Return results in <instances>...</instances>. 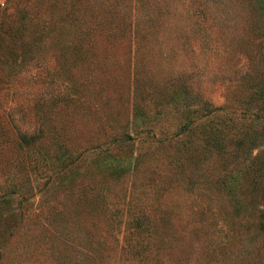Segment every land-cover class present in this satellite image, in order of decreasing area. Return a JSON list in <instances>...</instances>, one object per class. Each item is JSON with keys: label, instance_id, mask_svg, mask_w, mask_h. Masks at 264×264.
I'll list each match as a JSON object with an SVG mask.
<instances>
[{"label": "rangeland", "instance_id": "rangeland-1", "mask_svg": "<svg viewBox=\"0 0 264 264\" xmlns=\"http://www.w3.org/2000/svg\"><path fill=\"white\" fill-rule=\"evenodd\" d=\"M61 1L39 0L32 8L45 15L52 14ZM131 1L139 0H124L122 4L128 6ZM178 1H166L168 10L173 9V13L163 16L164 20L160 21L154 34L139 37L136 46L134 42L129 44L126 38L109 35L106 39L99 35L97 50L108 48L106 55H102L103 52L86 53L95 82L82 89V101L75 103L83 114L67 123L68 148L74 150L93 142L104 146L111 134L127 130L135 136V149L142 151V162L132 181L129 175L115 179L110 171H105L112 169L114 172L113 157L96 150L93 158L97 167L92 163L93 158L86 155L73 171L77 173L74 179L70 177L71 169H66L56 179L59 184L55 181L46 186L43 197L35 185V202L41 204L42 197L46 199L43 203L54 204L61 210L63 217L58 226L67 238L65 243L61 240L63 237H58L51 246H45L48 264H120L137 241L128 232L129 224L120 218L142 212L149 216L150 229L159 241L156 245L161 252L167 253L169 264H239L241 260L246 264H264V228L258 229L254 224L249 226L248 236L255 241L239 254V228L243 218L225 204L228 194L223 184L217 181L208 184V180H214L209 176L203 185L195 181L190 186L180 178L181 184L173 164L175 143L164 139L188 116L176 98V91L184 82L212 105H234L239 96V73L250 71L254 74L257 67L264 66V44L256 32L264 24V17L256 13L253 3L244 5L239 0H183L182 7ZM5 5L2 11L6 13L18 6L16 0H0V9ZM190 5L203 10L201 25L185 21L180 12L189 9ZM193 17L199 19L197 15ZM27 67L23 79L14 83H19V93L11 95L12 90L6 88L11 85L0 82V130L7 127L9 138H12L10 124L6 123L4 111L12 117L14 126L30 129L33 122L30 111L24 109L22 112L16 105L23 100V95L26 99V91L32 89L24 77L32 75L36 67L30 64ZM85 68L83 66L79 71L82 73ZM178 73L181 75L176 79ZM167 78L173 80L169 82ZM135 84L138 87L134 93L142 99L140 110L133 109L130 101L125 99V93ZM63 118L66 116L62 115ZM145 119L155 123V137L161 141L147 143L145 137L148 135L143 130L137 132ZM66 121L70 120L67 118ZM194 171L189 173L194 175L197 170ZM203 175V172L197 174V180ZM4 176L0 174L1 186L7 183ZM18 180L20 192L26 195L27 182L19 177ZM262 192L261 188L255 191V206L264 204ZM220 207L222 210L224 207L231 226L221 223ZM258 209L253 210L255 214ZM9 223L0 218V239ZM225 231H228L227 236H223ZM21 233L20 239L25 235ZM104 253L110 255L106 257ZM34 256L32 253L29 257L34 259ZM7 257L12 259L11 254ZM2 262L0 256V264ZM127 263L130 261L123 264Z\"/></svg>", "mask_w": 264, "mask_h": 264}, {"label": "trees", "instance_id": "trees-1", "mask_svg": "<svg viewBox=\"0 0 264 264\" xmlns=\"http://www.w3.org/2000/svg\"><path fill=\"white\" fill-rule=\"evenodd\" d=\"M20 1L21 4L16 0L19 5L10 13L2 11L6 5L0 9V82L11 85L6 86L12 90L11 95L19 93L20 85L14 83L23 79L28 64L36 67L32 75L24 77L32 89L26 91V99L23 95V100L16 103L22 112L24 109L30 111L29 117L34 123L30 129L14 126L7 110L3 112L6 123L10 124L12 138H9L7 127L0 130V174H4V180H7L5 185L0 184V218L4 223L10 221L0 239V256L2 264H48L45 246H51L58 237H63L64 243L67 238L62 227L58 226L63 217L61 210L54 204L43 203L46 201L42 199L46 186L55 181L59 184L56 179L66 169H71L70 177L74 179L77 173L73 171L86 155L93 158L96 150L113 157L111 165L114 172L112 169L105 171H110L115 179L129 175L132 181L142 162V151L135 149V136L127 130L111 134L104 146L93 142L74 150L68 148L67 123L83 114L75 103L82 101V89L95 82L86 53L103 52L102 55H106L108 48L97 50L99 35L106 39L109 35L126 38L129 44L134 42L136 46L137 39L154 34L160 21L164 20L163 16L173 13V9L168 10L167 0L131 1L128 6L122 4L124 0H62L55 12L45 15L32 8L38 5L39 0ZM239 1L244 5L253 3L256 13L264 17V0ZM178 3L179 7L183 6V0ZM195 8L190 5L189 9L180 12L185 21L201 25L203 10ZM256 30L257 37L264 44V24ZM82 64L86 68L81 76L79 69ZM178 75L181 74L178 73L176 79ZM184 84L176 91V98L188 116L175 131L164 136L167 141L175 143L174 168L181 184L180 178L190 186L195 181L203 185L202 182L207 181L206 176L214 177V180L207 181L208 184L211 181L223 184L228 194L225 204L235 215L243 218L239 228V254L243 253L255 241L248 236L249 226L254 224L258 229L264 228V204L255 206L253 199L259 188L264 198V66L257 67L254 74L250 71L239 73V96L234 105H212L199 91H193ZM132 87L125 93V99L130 101L133 109L140 110L142 99L134 93L138 86ZM62 115L66 116L64 120ZM67 118L70 121H66ZM154 124L145 119L143 127L137 131L143 130L148 135L145 137L147 143L161 141L155 137ZM93 162L97 167L95 158ZM192 170H197V173L194 171L192 175L189 173ZM200 172L204 175L197 180L196 175ZM18 177L27 182L26 195L20 192ZM35 185L40 188L41 204L33 199ZM125 208L128 209L129 205L126 204ZM254 209H258V214ZM224 211V207L223 210L220 207L218 217L222 224L231 226ZM148 217L142 212L120 218L129 224L131 238L137 239L120 264L129 261L131 264H169L167 253L161 252L156 245L159 241L154 230L150 229ZM21 232L25 234L22 239L19 238ZM224 234L227 236L228 231ZM35 246L40 248H33ZM32 253L34 259L29 257ZM10 254L12 259L7 257ZM104 254L106 257L110 255ZM239 264L246 262L241 260Z\"/></svg>", "mask_w": 264, "mask_h": 264}]
</instances>
